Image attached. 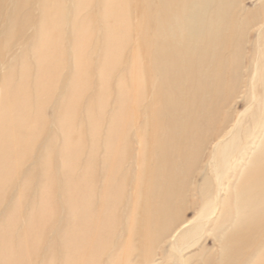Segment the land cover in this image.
<instances>
[{
	"label": "bare ground",
	"instance_id": "1",
	"mask_svg": "<svg viewBox=\"0 0 264 264\" xmlns=\"http://www.w3.org/2000/svg\"><path fill=\"white\" fill-rule=\"evenodd\" d=\"M10 1L0 46L18 16L36 26L17 60L0 56V264H38L40 252L42 264H130L210 222L226 227L219 260L204 263L264 264L263 1H104L95 63L96 43L78 39L89 0ZM111 98L98 189L96 127Z\"/></svg>",
	"mask_w": 264,
	"mask_h": 264
},
{
	"label": "rangeland",
	"instance_id": "2",
	"mask_svg": "<svg viewBox=\"0 0 264 264\" xmlns=\"http://www.w3.org/2000/svg\"><path fill=\"white\" fill-rule=\"evenodd\" d=\"M89 1L92 4L89 7H84L78 14V18H80V20L78 21L84 20V24L87 23V25L84 26L86 30L82 32V35H79L78 39L81 40L82 38L83 39L88 38V40L90 41L89 46L96 43L97 52L95 51L96 56L92 60L93 63H95L100 58L99 54H101L100 50L103 45V38L101 36L103 26L99 22L98 15H96L95 13H97L98 9L101 8L104 1L107 2L110 0H89ZM261 1H263V4H264V0H244L243 2L244 9L245 10L254 9L256 5H260ZM12 4L13 2H11L10 0H6V5L4 9L5 10L12 9L11 8ZM27 10L32 12L37 20V15H38L39 10L38 9L31 10L30 7H28ZM87 16L89 17L86 18ZM33 21L34 20L32 19L29 21H24L21 16H18L16 21L13 22L12 33L10 35V40H9L7 48L4 49L2 45L0 46V54H1L0 56L4 58V63L2 66H4L5 63L9 64L13 62L14 60H17V58L23 51L22 49H24L26 45L31 42L34 30H35V26H36ZM88 24L90 25L89 27H87ZM5 25L2 22H0L1 34L4 31ZM257 31H258L257 27H254L252 29L253 40L256 39ZM7 49H8V52L6 51ZM2 69L3 68H0V70ZM19 69H20V66H17L16 71H19ZM122 72L123 71L119 70L118 72L119 74L117 73V76L121 77ZM0 77H1V73H0ZM114 81H116V79ZM115 86H116V83L112 84V86L110 87V89H108V91L109 90L111 91V89H113ZM2 89H4L5 92H11L10 88L3 87ZM245 91H246V85L241 86L240 92L243 93ZM88 94H89L88 96L90 97V96H94L95 93L90 92ZM241 96H243V94H241L240 97ZM62 97L63 96H60L58 100H61ZM240 97L236 100L237 103L235 106H230V107L229 105L227 106V108H231V114H232L233 120L236 114L239 115L244 110L243 103L239 102L241 100ZM116 105H117L116 99L111 98L110 100H108L106 107L104 109L106 119L105 121L103 120V122L98 123L96 127L97 133L99 134V137H100V144L95 149V153L97 155L96 156V170L98 173V180L96 183L97 185L96 188L98 189L102 187V183L104 181L103 179H105L106 177V172L102 170L101 164L103 162V159L105 158V153H104L105 149L103 147V142L105 141V137H106L107 119L111 115L110 113L113 110V108L115 109ZM83 113L79 118L82 119L85 117L86 112L84 111ZM45 117L46 119H49L51 117V110L49 108L45 110ZM53 126L51 128H53ZM86 143L88 144V142ZM137 147H138L137 145L132 146L131 148L132 157L130 159V162L128 163L135 162V154H136L135 151L137 152V149H136ZM89 157H90V146L87 145L86 150L82 153L81 160H83V162L87 161ZM31 166H32L31 164L27 163L23 165L22 167H20L16 172L18 173V175H21L23 172L31 169ZM230 183H233V180H231ZM11 195H12V198H17V192L15 190L12 192ZM225 195L227 194L225 191H223L222 197H224ZM23 213H26V212L23 211ZM184 215L186 216L185 218L187 220L195 219L194 213H192V211H189V210L185 211V213L181 214L180 216H184ZM26 219L27 217L24 214H21V219H20L21 226L25 225ZM223 226H220L215 232H213L214 227H215V222H213V224L212 222L208 223L207 225H205L204 229L196 237L192 239L191 242L189 241L187 243L179 245V248L174 251L170 250L168 246L169 243L164 244L166 239L162 238L159 240L160 241L158 245L159 248L156 249L153 253H151L152 255H149L150 257L145 258L143 257V255H141L142 257L134 256L133 258L129 260V263L130 264H210V263H204L205 260H212V261L217 262L219 260V249L220 248H219V243H218V239L216 236H218V234H220L226 227V225L224 224ZM225 232L229 234L230 230L225 231ZM48 236H52V235L48 234ZM130 244L135 245L136 243L131 242ZM184 259L187 261H185ZM183 260L184 262H187V263H184ZM37 263L38 264L44 263L42 252L38 254ZM102 263L103 264L107 263V254L101 258V264Z\"/></svg>",
	"mask_w": 264,
	"mask_h": 264
}]
</instances>
